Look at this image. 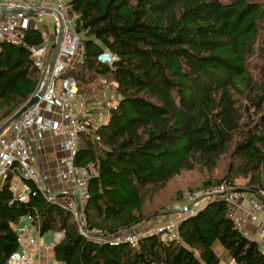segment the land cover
Segmentation results:
<instances>
[{
    "label": "trees",
    "instance_id": "obj_1",
    "mask_svg": "<svg viewBox=\"0 0 264 264\" xmlns=\"http://www.w3.org/2000/svg\"><path fill=\"white\" fill-rule=\"evenodd\" d=\"M67 1L82 36L67 75L88 99L108 88L118 96L106 121L91 126L99 139L83 133L75 159L93 169L91 225L119 233L150 223L164 209L146 212L149 201L179 198L181 177L192 171L210 176L186 193L229 183L263 195L264 0ZM43 40L40 30L27 32V44ZM105 52L112 62L99 59ZM41 81L25 44L0 41V126ZM220 166L222 174L213 175ZM237 178L246 180L243 187ZM203 203L180 222V241L152 233L137 245L100 244L37 188L28 202L16 198L10 173L0 189V264L20 248L14 225L28 216L41 234L64 233L53 247L60 264H220L216 244L238 264H264L256 241L229 217L230 204L217 197Z\"/></svg>",
    "mask_w": 264,
    "mask_h": 264
},
{
    "label": "built area",
    "instance_id": "obj_2",
    "mask_svg": "<svg viewBox=\"0 0 264 264\" xmlns=\"http://www.w3.org/2000/svg\"><path fill=\"white\" fill-rule=\"evenodd\" d=\"M69 8L67 0H57L54 3L50 0H0V41L22 43L29 48L30 56L41 73L40 87L48 72L51 59L49 54L55 43L42 32L34 17L43 13L52 14L56 18V30L59 26L57 14L63 21L59 51L43 95L36 104L22 113L20 119L15 120L0 134V189L3 180L12 173L13 181H18V190L21 189L15 195L16 198L28 202L31 191L37 188L48 202L57 203L72 212L84 237L110 245H137L141 239L152 233L159 234L164 240L180 241V222L196 214L204 206L203 201L211 197L222 198L230 204L229 217L238 230L255 240L258 248L264 252V191L262 196L249 194L229 183L210 186L201 193L189 194L192 200L195 199L192 203L187 205L185 202L186 205L174 211L173 218L152 227L108 233L88 222L86 204L90 197L89 184L93 169L76 165L75 159L83 133L88 131L99 139L91 126L95 127L106 121L107 108L116 106L118 96L114 89L108 88L102 98L83 97L77 90L75 78L67 75L79 57L82 43V36L75 28ZM31 29H38L43 33V42L27 44V32ZM114 58L109 52L99 56L104 62H112ZM91 100L95 102L89 105ZM47 135L62 139L54 181L61 185L58 189L54 187L51 175L41 164L44 139ZM243 201H246L247 206ZM28 219L32 226L38 228L34 216H28ZM27 229L24 225L16 229L20 248L10 255L6 264H34L32 247L36 241L27 233ZM228 264L238 263L232 259Z\"/></svg>",
    "mask_w": 264,
    "mask_h": 264
},
{
    "label": "crops",
    "instance_id": "obj_3",
    "mask_svg": "<svg viewBox=\"0 0 264 264\" xmlns=\"http://www.w3.org/2000/svg\"><path fill=\"white\" fill-rule=\"evenodd\" d=\"M50 1L54 3L57 0H50ZM55 28L56 26L54 24V30ZM48 37L50 38L51 34H48ZM104 92L105 91L98 93L96 97L98 98L104 97ZM93 102L95 101L91 100L90 103L88 101L89 105ZM98 102H101V101H98ZM86 106L87 105H85V107ZM61 141H62L61 137H58V136L54 137L51 135H47L44 139L45 148L41 154L42 167L49 172V174L52 177L53 183L55 181L57 159H58V156L61 154V151H60ZM16 183H18V181L16 180L13 181V191H14V194L16 193L15 195H18L21 189L18 190V186ZM60 186H61L60 184L54 183V187L56 189L60 188ZM243 202L247 206L246 201H243ZM204 204L205 203H203V205ZM23 225L28 227L27 233H29L36 241L32 247L33 253L35 255L34 264H39V263L46 264L48 262L52 264H60L54 259L53 247L56 243H58L64 237V233L50 231V232L41 234L39 231V228L31 225V222L28 219V217H22L19 220L18 224L14 225V228L17 229L19 227H22ZM249 227L252 228L251 225ZM215 251L220 257V264H228L232 261V258L229 256L228 252L220 244L215 245Z\"/></svg>",
    "mask_w": 264,
    "mask_h": 264
},
{
    "label": "rangeland",
    "instance_id": "obj_4",
    "mask_svg": "<svg viewBox=\"0 0 264 264\" xmlns=\"http://www.w3.org/2000/svg\"><path fill=\"white\" fill-rule=\"evenodd\" d=\"M37 25L39 27H41L42 32L48 36V34H51V40L53 41V43H55L56 38H57V30L55 28L54 30V24L56 21V18L52 15V14H48V13H43L41 15H35L34 17ZM54 30V31H53ZM81 53V51H80ZM44 82V80H43ZM78 90V88H77ZM221 175L222 174V170H221V166L217 169L214 170L213 175ZM210 175L206 172V171H192V172H188L187 174H184L181 178L180 181V185L182 188V191L184 192L183 195H181L179 198L165 204L164 199L162 200L161 197H158V195H155L153 198L154 201L150 200L149 202V206L146 207V212H155L157 209H164V212L160 213L159 216L156 218V216H152L150 217L149 221L150 223H147L146 225H142L140 224V226L138 227V229H142L144 227H152L154 225H157V223L159 224L161 221L164 220H168L170 218H173V213L176 209L183 207L184 205H188L190 203H192L194 200H192L189 196V194H192V192L190 193H186L187 190L190 189V187L194 188V187H200L201 185V180L203 181L204 179H207ZM246 183V180L243 178H237L235 179V185L237 187H243ZM204 189L206 188H195V190L198 191H194L193 193H201ZM198 198V197H197ZM160 202L163 204L161 205ZM186 202V204H185ZM148 208V209H147ZM165 213V214H163ZM148 222V221H147Z\"/></svg>",
    "mask_w": 264,
    "mask_h": 264
},
{
    "label": "water",
    "instance_id": "obj_5",
    "mask_svg": "<svg viewBox=\"0 0 264 264\" xmlns=\"http://www.w3.org/2000/svg\"><path fill=\"white\" fill-rule=\"evenodd\" d=\"M58 15V19H59V26L57 29V38L54 44V50H53V54L52 57L50 59L49 62V67H48V72L46 74V77L44 78V82L42 84V86L39 88V90L32 95L8 120H6L1 126H0V134L7 128L9 127L15 120L20 119L22 113L29 108L30 106L36 104L41 96L43 95L48 82H49V78H50V74L52 72L53 69V65L56 59V56L58 54L59 51V47H60V42H61V37H62V32H63V21L62 18L59 14Z\"/></svg>",
    "mask_w": 264,
    "mask_h": 264
}]
</instances>
